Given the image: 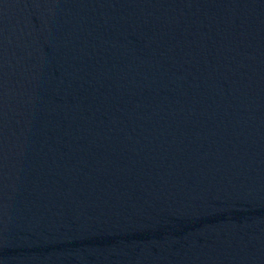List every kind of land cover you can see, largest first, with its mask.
<instances>
[{
	"label": "water",
	"instance_id": "water-1",
	"mask_svg": "<svg viewBox=\"0 0 264 264\" xmlns=\"http://www.w3.org/2000/svg\"><path fill=\"white\" fill-rule=\"evenodd\" d=\"M0 264H264V0H0Z\"/></svg>",
	"mask_w": 264,
	"mask_h": 264
}]
</instances>
